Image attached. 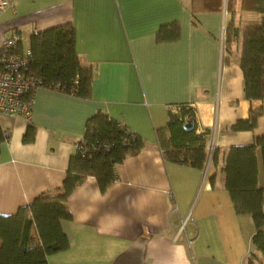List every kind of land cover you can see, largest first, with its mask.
Segmentation results:
<instances>
[{"label":"crops","instance_id":"1","mask_svg":"<svg viewBox=\"0 0 264 264\" xmlns=\"http://www.w3.org/2000/svg\"><path fill=\"white\" fill-rule=\"evenodd\" d=\"M9 1L0 13V43L19 34L24 51L31 33L71 23L78 60L92 80L89 97L39 87L29 116L0 118L9 133L0 147V213L62 185L97 111L144 142L115 165L104 191L92 175L73 188L71 219L61 220L69 245L49 255L48 264H248L251 253L254 264H264L251 244L253 222L235 213L223 172L230 146L264 133V99L244 98L239 66L242 27L262 16L246 9V0ZM165 25H176V38L159 41ZM182 106L194 111L197 133L210 130L207 148L216 149V164L208 159L198 169L165 157L156 132ZM258 106L253 130L230 129ZM29 124L34 138L23 142ZM256 157L263 187L260 148Z\"/></svg>","mask_w":264,"mask_h":264},{"label":"trees","instance_id":"2","mask_svg":"<svg viewBox=\"0 0 264 264\" xmlns=\"http://www.w3.org/2000/svg\"><path fill=\"white\" fill-rule=\"evenodd\" d=\"M230 3L234 1L228 0ZM216 7V6H215ZM246 9L260 14V23H244L241 34L239 66L243 78L245 99H264V0H246ZM176 25L162 26L159 41L176 38ZM233 34L238 30L233 29ZM30 68L42 86H59L64 92L89 97L92 70L80 65L75 48V30L71 23L33 32L29 36ZM19 49V45H18ZM225 49L229 50L228 43ZM230 51V50H229ZM262 108L250 107L248 116L238 119L231 130H253ZM194 118L190 107L182 106L170 114L163 129L156 132L157 142L167 159L203 169L209 159L216 164L217 151L207 148L210 130L197 133L195 127L185 130L182 123ZM9 133L0 124L1 143ZM34 138V126L29 124L23 142ZM143 139L107 113L97 111L86 124L84 134L69 157L62 185L38 194L12 214L0 213V264H48V256L67 249L69 243L61 228V220H70L67 197L87 175L96 178L101 191L116 178L115 165L143 146ZM256 148L261 149L264 172V133L250 144L232 145L223 156L224 188L228 191L237 215H249L254 226L251 244L264 256V186L257 181ZM212 181V180H211ZM250 254L248 264L252 261Z\"/></svg>","mask_w":264,"mask_h":264},{"label":"built area","instance_id":"3","mask_svg":"<svg viewBox=\"0 0 264 264\" xmlns=\"http://www.w3.org/2000/svg\"><path fill=\"white\" fill-rule=\"evenodd\" d=\"M9 6V0H0V13ZM20 41V35L13 34L0 43V118L15 114L29 116L33 93L39 87L62 90L59 86L40 84L30 68L31 52L29 48L19 50ZM212 150L213 145L208 148L209 155ZM262 212L264 214V192Z\"/></svg>","mask_w":264,"mask_h":264},{"label":"water","instance_id":"4","mask_svg":"<svg viewBox=\"0 0 264 264\" xmlns=\"http://www.w3.org/2000/svg\"><path fill=\"white\" fill-rule=\"evenodd\" d=\"M194 125H195V122H194V118L190 117V118H187L186 120L183 121L182 123V127L185 129V130H191L194 128Z\"/></svg>","mask_w":264,"mask_h":264},{"label":"rangeland","instance_id":"5","mask_svg":"<svg viewBox=\"0 0 264 264\" xmlns=\"http://www.w3.org/2000/svg\"><path fill=\"white\" fill-rule=\"evenodd\" d=\"M250 217V216H249Z\"/></svg>","mask_w":264,"mask_h":264}]
</instances>
